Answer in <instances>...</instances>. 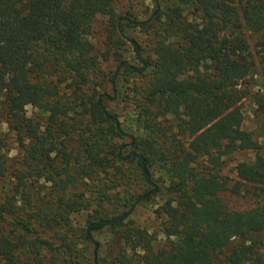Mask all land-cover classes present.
Listing matches in <instances>:
<instances>
[{
  "label": "trees",
  "instance_id": "16d2710c",
  "mask_svg": "<svg viewBox=\"0 0 264 264\" xmlns=\"http://www.w3.org/2000/svg\"><path fill=\"white\" fill-rule=\"evenodd\" d=\"M155 2L140 19L114 0H0V115L18 150L10 157L0 135V264H131L129 252L141 264H264V143L244 128L243 109L251 99L264 114L255 83L264 79V0ZM99 15L108 17L102 55L90 39ZM126 27L153 32L152 54ZM127 41L138 64L121 52ZM111 53L118 65L105 72ZM125 73L144 77L141 131L109 108ZM246 150L256 158L239 161L231 183L227 158ZM157 168L169 183L155 211L164 244L132 218L164 190L150 189ZM242 189L255 205L230 207L224 193ZM81 210L90 212L77 227L71 214ZM105 231L119 243L111 260L99 252Z\"/></svg>",
  "mask_w": 264,
  "mask_h": 264
},
{
  "label": "rangeland",
  "instance_id": "374dc122",
  "mask_svg": "<svg viewBox=\"0 0 264 264\" xmlns=\"http://www.w3.org/2000/svg\"><path fill=\"white\" fill-rule=\"evenodd\" d=\"M116 10L121 14H131L134 17L140 19H146L150 16L151 12L154 11L158 3L155 0H114ZM163 4V2L161 3ZM192 18V15H188ZM108 17L104 15H99L95 18L93 23L92 35L90 37L91 41L94 43L97 52L102 55L106 52L107 46V26H108ZM127 34H129L133 39H135L145 51L146 54H152V45H153V32L148 31L146 29H142L140 27H126L125 28ZM133 44L130 42H126L123 46H121V52L123 56L131 61L132 63H137L135 59V52L133 49ZM117 61L115 60L114 53H111L108 60H104L101 57V67L105 72L114 70L117 68ZM189 71L185 73V76L189 75ZM260 87L264 86L263 77H257L256 82ZM144 84V77L141 75H137L135 73H125L121 75L120 79V96L116 100L109 101V108L117 113L119 116L123 127L129 131L133 129H138L141 131L143 128V123L141 120H138L137 117V107L136 100L138 95L136 94V89L140 85ZM136 88V89H135ZM254 88H257L255 86ZM111 95H114L113 88L107 84L104 87ZM264 93V88L262 89ZM4 98L0 95V108L3 105ZM243 109L245 111V120H244V128L254 132V135L257 139H260L262 143H264V137H261L263 133V122H264V114H261L257 110V106L251 99H245L243 104ZM30 112L37 111L31 107L28 108ZM1 110V109H0ZM3 117L0 115V135H6L10 141L11 150L9 152L10 157H15L18 153L16 147V134L14 131H11L8 128V125L5 121H1ZM167 119V118H165ZM171 120L167 119L164 121V124H170ZM15 140V141H14ZM264 156V152H263ZM256 158V153L253 150L239 151L236 152L227 158V165L224 169V175L229 176L231 179V183L238 179L236 173V165L239 161L246 160L248 162L254 161ZM153 170L155 168H152ZM159 170V172H158ZM155 177L154 181L150 187V189L158 187L164 188L161 193H152L150 198L147 200H142L138 205L136 211L132 215L133 220L141 226L142 228L148 229L151 233L156 232L158 234V244H164L167 239L160 233L161 223L163 221V216H158L155 211L164 203V201L169 197L165 187L169 186V183L162 180L165 175L163 171L160 172V169L157 168L154 171ZM103 177V176H102ZM137 177V178H136ZM139 176L135 174L134 179H132L131 184L133 185V189L136 190L137 195H142L146 193L139 183ZM121 186V185H120ZM89 189H93V185L87 186ZM85 188V186L83 187ZM224 197L228 201L230 207L236 209H247L255 205V199L251 194L246 193L245 189H242L240 193H232L231 191H227L224 193ZM93 210V209H92ZM91 210V211H92ZM90 211L81 210L78 212H74L71 214V219L75 226L83 227L86 224L88 215ZM96 237L100 241L99 252L102 256L111 260L112 252L115 249H118V244L115 242L114 234L105 231L103 233L96 234ZM130 256L133 257V261L131 264H141L139 262V256L133 255L132 252H129Z\"/></svg>",
  "mask_w": 264,
  "mask_h": 264
}]
</instances>
